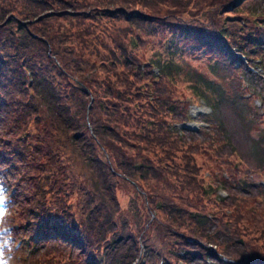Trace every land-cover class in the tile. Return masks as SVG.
<instances>
[{
  "label": "trees",
  "instance_id": "trees-1",
  "mask_svg": "<svg viewBox=\"0 0 264 264\" xmlns=\"http://www.w3.org/2000/svg\"><path fill=\"white\" fill-rule=\"evenodd\" d=\"M228 2L0 0V174L16 190L11 226L18 239L39 231L56 236L42 242L27 262L22 241L18 264H135L141 240L158 253L186 245L187 239L179 241L182 237L217 244L221 254L232 258L234 249L242 247L245 257L253 254L264 262V201L254 194L260 191L230 188L229 197L219 204L209 192L212 184L201 176L202 169L230 168L232 182L247 180L234 153L233 162L220 157L224 146L229 148L223 127L213 125L199 141L178 137L164 122L168 117L175 120L174 112H184L186 105L171 100L187 88L205 96L201 88L191 86L198 79L190 81L185 69L212 59L215 64L209 68L217 76L219 63L234 59L230 46L250 42L253 17L243 8L232 12L223 36L216 32L221 20L215 15L219 10L226 14ZM88 10L93 14H86ZM90 18L91 24L103 26L101 32L91 35L82 28ZM238 23L243 25L239 31L232 26ZM157 31L162 38L183 35L184 44L154 85L158 101L138 105L135 102L144 97L141 62L160 52L162 39L154 40ZM132 36L139 47L129 51ZM203 82L208 89L214 86ZM241 123L249 137L250 120L243 116ZM262 158L258 162L264 164ZM72 165L78 175L70 173ZM85 178L99 189L83 183ZM126 183L128 190L135 186L142 195L131 194L127 212L109 217L107 211L118 209L117 194H124ZM207 205L211 208L206 210ZM141 215L149 219L141 222ZM156 218L161 225L153 223ZM110 223L119 230L112 232ZM237 238L243 245L235 243ZM250 239L258 250L256 244L245 246Z\"/></svg>",
  "mask_w": 264,
  "mask_h": 264
},
{
  "label": "rangeland",
  "instance_id": "rangeland-1",
  "mask_svg": "<svg viewBox=\"0 0 264 264\" xmlns=\"http://www.w3.org/2000/svg\"><path fill=\"white\" fill-rule=\"evenodd\" d=\"M230 1H231V3L228 2L227 6H226V8H227L226 14H225L224 10H222V11L219 10L218 14L215 15L217 20H219V22L221 20L220 25H219L220 26L219 29L224 28V27L227 28V22L229 23V21H232V18H230L231 16H233L232 12L235 10H238V8H243L245 11L248 12V16L249 15L250 16H256V15H258V13L261 14L260 18L253 20L251 28H250V31L252 32V34L260 35L264 31V28H261V29L258 28V25H256V22L257 23H260V22L263 23L262 19L264 18V0H253V1H249V2L247 0H230ZM67 11L69 13L73 12V11H71V9H67ZM90 11H92V10H90ZM90 11L89 10L86 11L87 12L86 14H88V15L93 14V12H90ZM209 12H211V11H209ZM99 21H102V19H100ZM92 22H93L92 18H90L89 20H85V23H84V25H82V28H88L91 35H95L96 30L101 32V27H103V26H100V28H99V26H97L98 21L95 22L94 24H91ZM102 22H104V21H102ZM240 22H243V19H240ZM89 25H90V29H89ZM232 26L234 29L237 28V30L239 31V28H241L243 25L238 23V24H233ZM175 30L178 33H184L182 28H175ZM216 32H219L220 35L223 36V32L221 30L217 29ZM246 33H248V32L246 31ZM163 36H164L163 33L157 31L154 34V40L156 42L157 39H160V40L162 39L160 41L159 45L161 46L163 43H166V46H165L166 48H168L169 46H171V48H173V46H174L173 51H175V54H174L173 58L171 59V61L174 62L176 57H178L177 55L179 54V50L177 52L176 46L178 47L182 43L184 44L183 35H182V37H180V39L174 33L173 34L172 33L166 34V36L164 38H162ZM93 42L95 44H97L98 46L101 45L99 39H96V40L93 39ZM188 42L189 41L187 40L186 45H188ZM250 44H251V42H250ZM250 44L248 42H246V50H243V48L239 47L240 50L243 51V53L246 55L247 64L250 66L252 65V71L245 73V77L243 75H241L242 71L236 72V74H235V72L231 69L228 60L223 59V61H221L219 63L220 69H219L218 75L222 76L221 78H223L224 81L227 83V85H228L227 89H228L229 93L226 92L225 86L222 83V81L220 80V77H218V75L217 76L215 75L217 77L216 78L212 74L211 69L209 68L210 65L215 64L214 60L211 59L208 64L206 62H203L201 64H198V63L191 64L187 69H185V72L188 73L190 81L195 82L198 79V81L193 83V85H191V86L195 87V88L196 87L201 88L202 93L206 97H208V99L214 98L218 104V114L215 110L213 112V114H211L208 117V122H209L210 127L209 128H202L203 126H205V123L202 121L201 116H199L196 120H190V121H194L195 127H197L198 130L197 131L190 130L192 133L189 131L186 132V134H185L186 138L189 139L190 137H194L200 141L202 139L201 133H205L203 131H206V132L209 131L213 127V125L218 126L216 121H219L221 119L222 120V124H221L222 126L221 127H223L222 136H223L225 143L228 145L229 148L224 146V149L220 153V157H222L221 158L222 160L225 158H228V160L230 162L235 161V158H236V162H237L236 165H238V164L244 165L241 169H242V173L246 174L247 180L244 179L245 180L244 181V180L240 179L241 182H238L236 180H233V182H232V181H230L231 179L228 180V179H225L224 177L222 178L223 173H229L230 177H232L233 170L230 168H223V170L215 169V170H218L219 171L218 173L221 175L220 180H217V178L214 176V174L211 170L202 169V172H201L202 179L209 181V183H211L213 187H216L217 184L222 185L225 188H223L222 186H219L217 188H222L223 190L227 191V193L229 195H230V188H231V190L235 189V187H238V189H239L242 186L243 187L249 186L250 183H252L251 186H255L257 184L260 186L264 185V164L258 162V159L260 157H263L262 159H264V116L260 117L261 118V125L260 126H257L255 124L257 119H259V116H261V114L264 113V63H258L256 61V58H252L253 56L257 55V58L262 59L263 54L258 55L256 53L255 47L250 49V47H249ZM236 46L237 45H232L233 51H234V48ZM186 48L191 49L192 51H195L192 49L191 46H186ZM58 56L60 57V55H58ZM239 56H241V58H243L242 54H240ZM88 57H90V56L86 55L84 58L88 59ZM231 65H233V64L231 63ZM245 65H246V63H245ZM216 67H217V63H216ZM199 77H202L203 81L205 80L208 83H213L214 86H211V88L213 90L211 88L208 89L206 87L205 83ZM244 81L246 84L249 85L251 90H253L259 96V99H257L255 102H256V105L258 107H260L261 109H257L254 107V104L252 102L254 97L248 98V99H243V98H245L244 94H249V91H246V89H244V86H243ZM154 94L156 95L157 91H154L153 95ZM256 94H255V97H256ZM187 97L191 98L195 102L194 104H198L196 94L191 92L190 87L186 89L185 93L176 95V97L173 98L172 100H174L175 102H176V99L187 100ZM154 101L157 102L158 100L156 101V99H155ZM233 103H235L237 105L233 106ZM181 107H183V105H181ZM199 108L202 111V114L209 113V109L207 106L201 105V106H199ZM227 108H228V111H227ZM187 109H189V107H187ZM178 113L183 114V113H180L179 111L174 112L173 114L177 118L174 120V119L168 117L164 121L165 124L170 123L172 121H177L180 118V116H178ZM0 116H1V114H0ZM243 116L250 120V124L253 127L251 135L249 137H247V135H246L247 134V127L245 125H242V123H241V118ZM179 127L181 130H189L186 128H181V126H179ZM194 141H196V139H194ZM133 142H136V141H133ZM230 153L231 154L234 153L235 158L231 157ZM227 161L225 162V164H227ZM71 169L72 170L70 173L72 175H74V176L76 174L78 175L77 172L73 171V165H72ZM86 173H87V171H86ZM230 182H232V183H230ZM83 183H85L87 185L90 184V185L94 186V188L96 190L99 189L98 186L96 188V186H95L96 183L93 180L91 182H89L88 179L85 178V179H83ZM145 183L146 182L144 181V184ZM132 184H135V182H133ZM246 184H248V185H246ZM7 186H8V190H9L11 196H13L16 193V190L12 191L9 189L8 184H7ZM127 190H128V185L126 183V188L123 189L124 194L122 192L117 194V196H119L118 209H116L117 207L109 209L107 211V215L109 217L115 218L117 215L125 214L127 212V208L129 206V203H127V200L131 194L135 198L136 197L138 198L139 195H142V194H139L142 191L139 188L137 189V187H135V186H134V188L130 187V189L128 191ZM215 191L216 190L213 189L214 194L213 193H211V194H213V196H214V201L216 203L220 204V202H218V200L215 197V195H216ZM219 192H220L219 194H222V196H224L226 194L225 192L224 193L221 191H219ZM254 194L256 195V197L258 199L260 198L262 200L260 193H254ZM101 198L103 199V197H101ZM218 198H220V197L218 196ZM87 200L90 202L89 199H87ZM145 200H146L145 196H143L142 199H139L140 204L142 205V202L144 203ZM137 207L138 206H136V208ZM204 208L207 210V209H210L211 207L207 205V206H204ZM77 213H78V215H80V213H81L80 209H77ZM77 213H76V219L78 217ZM210 213H212V212H210ZM154 214H155V212H152L153 216H154ZM212 214H214V216H216V220H217L218 215L215 212ZM139 216L140 215H138V217ZM141 216H142V217H140L141 222L147 221L149 219V218H146L147 216H143V215H141ZM158 219L159 218H156V220L152 219L153 223H155ZM159 221L160 220H158V222H156L157 225L159 224ZM261 221H260V223H261ZM163 224L165 225V223H163ZM214 224L216 225V223H214ZM110 225H111L110 227L113 230L112 232H115L116 229L119 230L118 224H111L110 223ZM159 225H161V224H159ZM261 225H263V223H261ZM216 226H218V225H216ZM109 232H111V231H109ZM142 236H143V234L140 235V238H142ZM183 239H186V238L182 237L181 240H179V239L178 240L183 242ZM31 240L34 241V237H32ZM50 240H53V239H51V238L47 239V241H50ZM188 240H194L192 245L189 244L190 246H187V245L185 246L186 249L192 250L193 254H191L190 256L189 255L185 256L183 258V263H179L176 260L177 255L180 257V252L184 250L182 248L183 246H179V247L174 246L171 249L168 247H165V249H166L165 251L163 249H157L158 253H154V248L151 249V247H149L150 242L149 241L146 242V239L141 240L142 245H144L146 247L144 248L145 253L144 252L141 253V256H143L142 259L139 260L137 262V264H166V262H168V264H210L207 262L206 257H209L210 259H212V262L214 264H222V262L219 260L220 259L219 255H221V253L219 254L217 252L216 247H215L217 244L215 246H211L212 250L210 251L207 247L204 246L205 244H203V242L201 240H199L197 238H193V239L189 238ZM155 242H156V240H155ZM157 244H158V242H156V245ZM245 244H246L245 245L246 247L247 246H254V244H256L255 249L256 248H257V250L259 249V245H257V243L254 241L251 242V239H250V242H249V240L248 241L246 240ZM189 248H193V249H189ZM205 248L208 249L210 252H212V254L204 255V252H203V255H202V250L203 249L205 250ZM64 249L60 250V252L62 251L63 255L65 254ZM241 249L243 250L242 247H240L239 249L238 248L234 249V251L237 252V254H233V256L235 258H238V257L241 258L240 260H238L239 258L238 259L233 258L235 260L234 263H236V262L239 263L238 261L244 260V261H248V262L251 261L249 264H264V262L262 263L259 260V257L254 256L253 254H252V256L249 255V256L245 257ZM243 251L245 252L246 250H243ZM161 252H162V254H164L163 258L160 256ZM224 256L230 257L228 254L224 255ZM153 258H156V259L153 260ZM25 260H24V262H25ZM26 262H27V260H26ZM244 264H245V262H244Z\"/></svg>",
  "mask_w": 264,
  "mask_h": 264
},
{
  "label": "clouds",
  "instance_id": "clouds-1",
  "mask_svg": "<svg viewBox=\"0 0 264 264\" xmlns=\"http://www.w3.org/2000/svg\"><path fill=\"white\" fill-rule=\"evenodd\" d=\"M15 207L6 177L0 175V264H18L22 244L10 220Z\"/></svg>",
  "mask_w": 264,
  "mask_h": 264
},
{
  "label": "bare ground",
  "instance_id": "bare-ground-1",
  "mask_svg": "<svg viewBox=\"0 0 264 264\" xmlns=\"http://www.w3.org/2000/svg\"><path fill=\"white\" fill-rule=\"evenodd\" d=\"M260 193H261L262 196H264V188L261 189ZM140 256H141V255L139 254V257L136 258V259L134 258V260H135V261H139Z\"/></svg>",
  "mask_w": 264,
  "mask_h": 264
}]
</instances>
